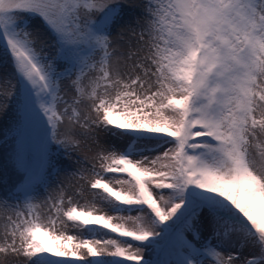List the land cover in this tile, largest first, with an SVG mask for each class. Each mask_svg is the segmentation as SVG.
Returning <instances> with one entry per match:
<instances>
[{
	"label": "snow or ice",
	"instance_id": "1",
	"mask_svg": "<svg viewBox=\"0 0 264 264\" xmlns=\"http://www.w3.org/2000/svg\"><path fill=\"white\" fill-rule=\"evenodd\" d=\"M0 47V264H264V0H0Z\"/></svg>",
	"mask_w": 264,
	"mask_h": 264
},
{
	"label": "rangeland",
	"instance_id": "2",
	"mask_svg": "<svg viewBox=\"0 0 264 264\" xmlns=\"http://www.w3.org/2000/svg\"><path fill=\"white\" fill-rule=\"evenodd\" d=\"M45 43L50 44L51 41L45 38ZM53 51L54 50L51 48H48V47L45 48V52H47L49 55H51ZM5 77H11V83L12 84L16 83V77L13 75V67H12L10 58L6 56L3 48L0 47V81H2ZM68 84H69L68 81H61L62 88H67ZM6 90H10V85H0V93L7 94ZM61 94L64 95L65 99L71 101L72 95H73L71 90H69L66 94L64 92H62ZM2 98L3 97L0 96V99ZM62 107L63 105L60 106L61 110H62ZM15 117H16L15 104L14 102H12V106L9 108L8 112L6 114H0V194L7 192L12 187V185L16 183L18 179L17 172L13 166V159H12L13 148L15 146V136H16ZM42 136H43V132H42V129L39 127L35 129H29L28 132L25 134L26 147L33 154L37 153L40 142L42 140ZM116 143L119 144V141H116ZM51 155L55 158L54 148L51 150ZM80 155L83 156V155H91V154L81 152ZM60 163H61V166L68 165V162L64 161L62 157L60 158ZM97 169H99V164H97ZM58 179L63 180V174H61L59 178L52 177L50 181L49 192L51 193L53 197L57 195V189L59 188V184L57 182ZM115 187H120V186H115ZM41 195L43 196V193H41ZM89 200H91V196L85 195L79 199V203L81 205H84ZM65 207H67V204H65ZM33 214L41 215V216L47 215L44 208L35 209ZM108 214H112L110 209L108 211ZM68 223L70 224L71 222H68ZM62 229H63V226L58 224L57 229H56L57 234ZM67 232L75 233V230L72 228H68ZM109 235L111 236L115 234L109 233ZM233 251H235V249H233ZM153 256H154V253L152 252L151 249H149L145 253V258H152Z\"/></svg>",
	"mask_w": 264,
	"mask_h": 264
}]
</instances>
